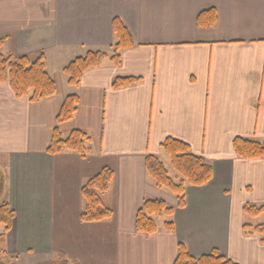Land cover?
<instances>
[{"label":"crops","instance_id":"1","mask_svg":"<svg viewBox=\"0 0 264 264\" xmlns=\"http://www.w3.org/2000/svg\"><path fill=\"white\" fill-rule=\"evenodd\" d=\"M209 9L217 24L199 28ZM116 18L133 48L120 65L106 58L70 86L71 61L112 53ZM0 37L6 56H43L57 85L33 104L0 83V204L15 212L5 238L15 264H173L180 244L195 257L218 250L236 264H264V244L243 231L244 207L264 204V160L240 159L233 147L235 138L264 141V0H0ZM129 77L140 81L113 88ZM69 95L78 111L60 129L91 138L85 158L46 152ZM167 139L213 167L208 185L187 187L183 208L146 168ZM105 167L115 172L102 195L113 216L82 223V188ZM149 199L175 209L173 232L164 223L153 235L136 231Z\"/></svg>","mask_w":264,"mask_h":264},{"label":"trees","instance_id":"2","mask_svg":"<svg viewBox=\"0 0 264 264\" xmlns=\"http://www.w3.org/2000/svg\"><path fill=\"white\" fill-rule=\"evenodd\" d=\"M127 1V0H125ZM218 22L215 9H209L200 13L197 17V25L202 29L213 28ZM113 33L115 43L112 53L103 51L89 52L83 57L71 61L63 70L68 77V84L77 87L81 83L83 75L92 69L98 68L102 61L110 58L115 65L121 64V53L134 46L133 39L121 22L116 18L113 21ZM5 44V38L0 37V50ZM139 78H117L113 81L114 89H121L136 85ZM0 83L9 84L17 99H29L33 104L46 101L57 92L55 80L46 70L44 57L35 60L27 56H6L0 51ZM80 99L77 95H69L65 98L61 110L56 118L57 126L54 129L47 148V154L60 155L64 152H74L82 158L91 154V138L82 131H72L64 137L60 126L70 122L75 117ZM163 152L170 158L173 170L179 179L175 180L170 175L164 163L155 156H149L146 168L149 176L160 189H165L173 194L179 203V207L185 206V193L187 187H203L213 179V167L204 158L192 153L189 145L174 139H167L161 145ZM233 147L240 159L264 160V141L235 138ZM115 177L112 168L105 167L98 174L89 179L82 188V196L86 201V208L80 216L82 223H99L110 219L113 211L106 207L102 201V195L106 193ZM175 209L161 200H146L139 210L136 218L135 229L140 234L153 235L160 229L156 219L166 217L163 229L167 232L174 231L172 220ZM244 213L250 218L264 216V204L260 206L246 205ZM15 212L7 203L0 204V226H4V233L0 236V264H15L5 250L6 234L12 229ZM245 235L257 236L264 244V222L258 225L245 223L243 226ZM46 264H66L61 258L58 262ZM173 264H236L225 258L218 250L199 257L189 254L185 246L179 245L177 256Z\"/></svg>","mask_w":264,"mask_h":264},{"label":"rangeland","instance_id":"3","mask_svg":"<svg viewBox=\"0 0 264 264\" xmlns=\"http://www.w3.org/2000/svg\"><path fill=\"white\" fill-rule=\"evenodd\" d=\"M3 48V47H2ZM1 51V50H0ZM161 161L164 163L165 167L167 168V170L169 171L170 175L172 176L173 179L175 180H178L179 179V176L178 174L173 170L172 166H171V161H170V158L163 154L162 157H161ZM2 178L0 176V187L2 186ZM166 217H162V218H157L156 221L158 223V225H162L164 223V221L166 220L165 219ZM246 219H247V223H251L253 225H258V224H261L264 222V216H261L259 218H250V217H247L246 216ZM3 232V227L0 226V234Z\"/></svg>","mask_w":264,"mask_h":264}]
</instances>
